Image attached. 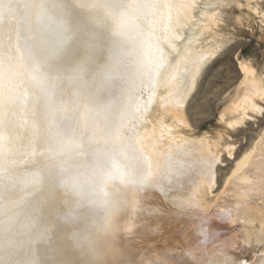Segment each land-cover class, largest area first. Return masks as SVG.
Listing matches in <instances>:
<instances>
[{
	"label": "bare ground",
	"instance_id": "bare-ground-1",
	"mask_svg": "<svg viewBox=\"0 0 264 264\" xmlns=\"http://www.w3.org/2000/svg\"><path fill=\"white\" fill-rule=\"evenodd\" d=\"M198 1L142 0L149 19H153V11L162 9L166 13L162 21L156 18L157 29L146 38V43L160 59L159 75L153 81L150 94L146 90L150 85L142 77V66L134 55L124 59L117 79L103 93L96 94L91 90L83 93L86 103L91 107L110 104L117 127L126 133L129 129L141 133L139 139L150 143L157 159L176 173L177 179L170 195L181 208L189 207L194 192V187L188 182V172L183 168L185 165L188 168L191 161H208L207 158H197L200 149L197 153H191V145L187 146V141L185 144L181 143V133L177 126L185 122L181 105L195 89L204 67L214 56V51L203 48L200 44V37L212 30L217 23L215 15L207 10L201 12L203 19L198 20V32L192 33L180 43L184 37V28L195 19L194 10ZM169 12L170 19L167 15ZM22 27L20 16L0 17V60L6 62L9 56L15 55L13 46L21 35ZM131 49L132 45H129L128 50ZM116 51L117 44L107 35L97 36L85 30L81 43L75 49H70L65 59L70 62L74 58L86 57L95 67L107 63L110 54H115ZM241 71L246 75V82L253 86L251 95L261 92V84L255 72L245 65H242ZM73 102L72 90L61 84L39 94L28 92L22 96L14 95L10 104L0 108V135L6 137L5 141L0 142V148L3 149L0 151V258L11 260L14 264L35 263L33 258L26 260L25 256L30 253L36 256L34 249L38 247V243L35 237L44 228L46 215L57 210L59 204H62L66 212V206L72 207L69 214L78 217L71 216L73 219L69 220L71 223L66 229V239L56 248L61 257L52 260L53 264H80L76 249L90 254L96 264H125L126 261H132L133 245L130 241L134 240L131 236L134 234L135 238L134 232L139 228L138 212L145 213L147 209L153 208L145 200L146 197L154 196L155 203L159 201L155 189L133 183L110 181L98 184L86 198L73 197L58 186L54 177L58 175L59 167L38 154L50 145L44 117L47 111ZM252 102V98L247 97L240 104L241 120L248 118L247 110L252 108ZM168 117L171 118L170 122H166ZM69 123L64 121L61 127H67ZM33 152L37 154L34 155ZM70 163L73 168L82 171L90 164V157L74 155ZM126 163L130 172L138 174L142 168V161L135 152L129 153ZM207 163L205 167L210 165V162ZM239 172L246 181L240 183L241 179L239 183H235L234 190L237 194L238 191L241 192V196L246 197L249 202L238 208L246 220L239 235H242L241 241L248 245H242L240 249L254 252L264 243V144L259 143L237 162L233 175L236 176ZM186 183L188 194L182 193ZM74 203L79 206L76 207ZM85 208L91 210L88 215L83 214ZM257 223L261 230L253 236L258 229ZM129 228H132L131 233L127 231ZM51 243L53 241L50 239L42 245L50 248ZM168 250L160 249V254L155 250L149 257H159L158 264H184L181 254L174 256ZM45 253L49 257L53 255L51 251ZM43 254L41 252L39 255ZM243 254L246 253L241 251V255ZM140 261L144 260H138V264H143ZM49 263L47 260L43 264ZM36 264H40V261ZM257 264H264V257H258Z\"/></svg>",
	"mask_w": 264,
	"mask_h": 264
},
{
	"label": "clouds",
	"instance_id": "clouds-1",
	"mask_svg": "<svg viewBox=\"0 0 264 264\" xmlns=\"http://www.w3.org/2000/svg\"><path fill=\"white\" fill-rule=\"evenodd\" d=\"M144 7L142 0H0V17L20 16L23 25L13 46L15 55L6 62L0 60V108L10 104L14 95L39 94L61 84L70 88L74 102L45 113L50 145L38 154L59 167L54 179L73 197L86 198L94 186L110 181L155 189L159 206L149 215L157 218V226H146L145 230L158 235L163 231L161 220L174 218V209L179 207L170 195L176 173L157 159L150 143L139 139L141 133L134 129L126 133L117 127L110 104L91 107L83 95L89 90L103 93L117 79L119 67L129 55H134L142 66L150 94L159 75L160 59L146 38L155 33L156 18L162 21L166 13L162 9L153 11V19H149ZM167 15L170 19V12ZM85 30L97 36L107 35L117 44L116 53L110 54L107 63L94 67L86 57L70 62L65 59L66 53L81 43ZM64 121H69V126L61 127ZM5 140L0 135V142ZM131 152L142 161L138 174L128 170L126 161ZM74 155L90 157L85 170L72 167ZM127 231L131 233L132 228ZM76 251L80 264H96L87 252ZM0 264L14 262L0 258Z\"/></svg>",
	"mask_w": 264,
	"mask_h": 264
},
{
	"label": "rangeland",
	"instance_id": "rangeland-1",
	"mask_svg": "<svg viewBox=\"0 0 264 264\" xmlns=\"http://www.w3.org/2000/svg\"><path fill=\"white\" fill-rule=\"evenodd\" d=\"M210 3L212 5H207ZM205 10L215 15L217 23L200 37V44L214 51V56L204 67L195 89L181 105L185 122L177 126L181 143L187 141L186 145H191V153L200 149L197 158H207L208 161H191L188 168L185 165L183 170L188 172V182L194 187L192 201L189 207L175 208L174 218L161 220L163 231L158 235L147 234L145 227L157 226V218L149 212L159 206V201L155 203L154 196L145 198L153 208L145 213L139 211V218L134 216L138 219L139 228L134 232L135 238L134 234L130 235L134 239L130 241L133 245L130 259L136 264L140 258L144 260L140 263L158 264L159 257L154 259L149 255L155 250L160 254V249L168 248L171 255L181 254L184 264H237L241 251L246 254L241 255L239 261L246 264H257L258 257H264V243L254 252L240 249L242 245H248L241 241L242 235H239L246 220L238 208L249 202L241 196V192L237 194L234 190V185L242 179V173L233 175L237 162L259 143L264 144V0H199L194 10L195 19L184 28L181 44L189 35L198 32V20L203 19L201 12ZM242 65L255 72L261 92L251 95L253 86L246 82ZM247 97L252 98V108L247 110L248 118L241 120L239 107ZM170 121L168 117L166 122ZM207 162L210 165L205 167ZM245 181L243 178L240 183ZM187 185L182 190L184 194H188ZM59 205L56 210L58 217H54L53 213L46 215V226L35 237L38 247L33 249L37 257L30 253L25 256L26 260L33 258L34 264L39 261L43 264L48 260L49 264H53L52 260L61 257L56 248L66 239L69 220L78 215L69 214L72 207L66 206V212L62 204ZM90 212V208L83 210L84 215ZM257 224L258 229L253 236L261 230L260 224ZM50 239L53 241L50 248L42 245ZM50 251L52 257L45 253ZM41 252L44 253L42 256L39 255Z\"/></svg>",
	"mask_w": 264,
	"mask_h": 264
},
{
	"label": "snow or ice",
	"instance_id": "snow-or-ice-1",
	"mask_svg": "<svg viewBox=\"0 0 264 264\" xmlns=\"http://www.w3.org/2000/svg\"><path fill=\"white\" fill-rule=\"evenodd\" d=\"M237 264H242V262H240V261H237Z\"/></svg>",
	"mask_w": 264,
	"mask_h": 264
}]
</instances>
